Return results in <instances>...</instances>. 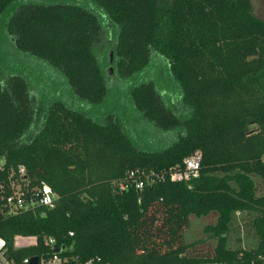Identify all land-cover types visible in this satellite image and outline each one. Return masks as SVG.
<instances>
[{"label":"trees","instance_id":"1","mask_svg":"<svg viewBox=\"0 0 264 264\" xmlns=\"http://www.w3.org/2000/svg\"><path fill=\"white\" fill-rule=\"evenodd\" d=\"M17 1L0 0V18L13 12L5 24L13 45L59 70L80 100L104 103L108 83L96 47L112 45L125 79L143 72L152 53L160 56L191 116L179 121L153 82L131 87L146 121L184 130L169 148L140 152L113 116L102 123L62 102L39 106L26 78L0 75L2 179L22 166L30 187L46 184L57 195L52 210L0 214L10 256L63 249L80 263L264 264V20L251 1L88 0L97 12ZM195 152L198 177L172 181ZM136 170L160 179L141 191L113 187ZM237 212L250 215L244 232L254 241L229 247L228 235L240 231ZM191 215H215L212 248L199 252L183 240ZM17 236L35 237L37 246L14 250Z\"/></svg>","mask_w":264,"mask_h":264},{"label":"rangeland","instance_id":"2","mask_svg":"<svg viewBox=\"0 0 264 264\" xmlns=\"http://www.w3.org/2000/svg\"><path fill=\"white\" fill-rule=\"evenodd\" d=\"M250 1L254 16L264 20V0ZM23 2L73 4L85 10L97 12L94 4L88 0H24ZM16 3H21V1L19 0ZM8 14L0 18V75L9 77L17 74L26 78L30 92L36 93L41 101L39 106L43 105L45 107L54 101L62 102L68 107L87 114L97 121H102V123L106 122L104 118L107 116H113L115 121L120 123L124 133L130 138L133 148L145 153L159 152L169 148L183 133L182 127L167 131L154 123L146 121L134 109L129 97L130 88L134 85L153 82L156 84L157 94L161 98L162 103L169 111L175 113L179 121L183 122L191 116L190 107L183 103L180 90L170 79L165 61L160 56L152 53L150 64L143 72L130 79H125L122 69H120L111 52L112 45L96 47V53H98L101 60L100 64L102 65L105 80L108 83V91L104 103L99 106H93L75 96L59 70L36 60L30 55L19 52L15 48L5 27L6 21L9 19L7 18ZM12 14L13 12H10L9 17ZM39 122L40 118L31 127L32 131H37V123ZM214 216H189L187 226L182 234L183 240L187 244H194L195 249L198 248L199 252L204 251L205 247L212 248L216 241L213 234L208 230L215 223ZM249 220L250 215L247 213H235L233 226H240V231L238 232L234 229L228 235L229 247L240 245L237 240L238 238L244 241L245 245L253 244L254 240L252 236L248 235L246 237L244 232V225ZM194 246L192 247L194 248Z\"/></svg>","mask_w":264,"mask_h":264},{"label":"built area","instance_id":"3","mask_svg":"<svg viewBox=\"0 0 264 264\" xmlns=\"http://www.w3.org/2000/svg\"><path fill=\"white\" fill-rule=\"evenodd\" d=\"M200 159L201 155L199 152L187 157L183 161V170L171 173L170 179L172 181L182 180L189 182L191 179L197 178L200 170ZM261 160L264 163V155ZM4 171V162L0 159V214L3 217L20 214L37 207L47 210L54 209L57 195L48 185L42 184L38 187H30L25 169L22 166H19L16 170L9 168L6 171V180L2 179L1 176ZM154 176L156 179H160L158 175L153 173L145 174L139 170L130 171L121 180L113 181L112 185L120 191H125L130 187L141 191L144 187L153 184L154 180L152 178ZM44 244L50 248H55V241L52 238L45 239ZM36 246L37 240L35 237L17 236L14 238V250ZM62 250L59 253L55 251L49 257L41 255L39 257L32 256L15 259L10 256L5 240L0 238V264H31L32 258H37V264H94L92 260L80 263L74 256L69 257Z\"/></svg>","mask_w":264,"mask_h":264},{"label":"water","instance_id":"4","mask_svg":"<svg viewBox=\"0 0 264 264\" xmlns=\"http://www.w3.org/2000/svg\"><path fill=\"white\" fill-rule=\"evenodd\" d=\"M111 56V55H110ZM31 264H37V258H32L31 259Z\"/></svg>","mask_w":264,"mask_h":264},{"label":"crops","instance_id":"5","mask_svg":"<svg viewBox=\"0 0 264 264\" xmlns=\"http://www.w3.org/2000/svg\"><path fill=\"white\" fill-rule=\"evenodd\" d=\"M37 60V59H36ZM68 84V83H67ZM79 99V98H78ZM82 101V100H81ZM75 110V109H74ZM78 111V110H77Z\"/></svg>","mask_w":264,"mask_h":264}]
</instances>
